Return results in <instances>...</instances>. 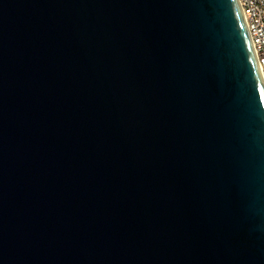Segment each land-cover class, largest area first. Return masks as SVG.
I'll return each instance as SVG.
<instances>
[{
  "label": "water",
  "instance_id": "95a60500",
  "mask_svg": "<svg viewBox=\"0 0 264 264\" xmlns=\"http://www.w3.org/2000/svg\"><path fill=\"white\" fill-rule=\"evenodd\" d=\"M0 264H264L239 0H0Z\"/></svg>",
  "mask_w": 264,
  "mask_h": 264
},
{
  "label": "built area",
  "instance_id": "2783aa9c",
  "mask_svg": "<svg viewBox=\"0 0 264 264\" xmlns=\"http://www.w3.org/2000/svg\"><path fill=\"white\" fill-rule=\"evenodd\" d=\"M264 77V0H239Z\"/></svg>",
  "mask_w": 264,
  "mask_h": 264
}]
</instances>
